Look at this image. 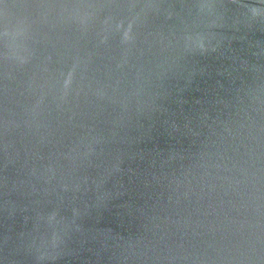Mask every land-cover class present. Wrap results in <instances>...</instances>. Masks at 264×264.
I'll list each match as a JSON object with an SVG mask.
<instances>
[{"label": "water", "instance_id": "water-1", "mask_svg": "<svg viewBox=\"0 0 264 264\" xmlns=\"http://www.w3.org/2000/svg\"><path fill=\"white\" fill-rule=\"evenodd\" d=\"M0 264H264V0H0Z\"/></svg>", "mask_w": 264, "mask_h": 264}]
</instances>
